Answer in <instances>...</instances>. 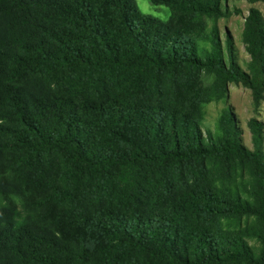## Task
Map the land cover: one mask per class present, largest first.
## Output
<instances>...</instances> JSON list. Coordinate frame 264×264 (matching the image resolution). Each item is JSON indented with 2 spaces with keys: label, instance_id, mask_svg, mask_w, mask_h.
Segmentation results:
<instances>
[{
  "label": "trees",
  "instance_id": "trees-1",
  "mask_svg": "<svg viewBox=\"0 0 264 264\" xmlns=\"http://www.w3.org/2000/svg\"><path fill=\"white\" fill-rule=\"evenodd\" d=\"M148 1L0 0V264H264V125H203L264 99L263 17L243 70L225 0Z\"/></svg>",
  "mask_w": 264,
  "mask_h": 264
},
{
  "label": "rangeland",
  "instance_id": "rangeland-1",
  "mask_svg": "<svg viewBox=\"0 0 264 264\" xmlns=\"http://www.w3.org/2000/svg\"><path fill=\"white\" fill-rule=\"evenodd\" d=\"M134 2L139 11L143 14L151 15L160 20H166L170 15L169 9L163 5H153L148 0H134ZM224 5L228 9L229 13L227 17H223L218 20V27L220 29L221 36L223 37V33H227L230 36L233 46L234 61L243 70H246L249 58L241 41L244 18L250 8H255L261 13L264 20V2H249V0H225ZM225 108H229L235 117L236 126L240 131L242 144L250 148L251 143L247 128V121L250 118H256L264 125V99L261 101L258 108L254 110L251 103L250 91L241 85L229 84L228 92L224 98L205 105L203 125L212 129L217 116L221 110ZM28 200L29 198L25 196L7 199L0 198V203L6 204L8 202H14L18 206H21ZM250 244H253V242H250Z\"/></svg>",
  "mask_w": 264,
  "mask_h": 264
}]
</instances>
